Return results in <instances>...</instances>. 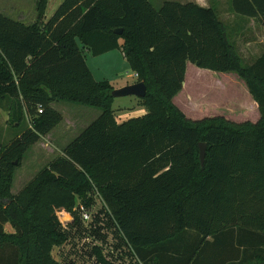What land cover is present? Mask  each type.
<instances>
[{
    "label": "trees",
    "instance_id": "16d2710c",
    "mask_svg": "<svg viewBox=\"0 0 264 264\" xmlns=\"http://www.w3.org/2000/svg\"><path fill=\"white\" fill-rule=\"evenodd\" d=\"M48 2L37 0L31 23L0 12V106L11 125L29 118L0 149V264H74L52 254L69 239L60 211L74 226L76 198L89 208L96 192L141 264H264V46L245 65L216 9L193 1L63 0L45 21ZM231 6L264 26V0ZM84 49L122 50L147 86L145 114L117 121L115 88L95 79ZM188 62L237 73L260 118H189L174 102ZM55 102L101 114L13 194L25 153L64 118Z\"/></svg>",
    "mask_w": 264,
    "mask_h": 264
},
{
    "label": "rangeland",
    "instance_id": "374dc122",
    "mask_svg": "<svg viewBox=\"0 0 264 264\" xmlns=\"http://www.w3.org/2000/svg\"><path fill=\"white\" fill-rule=\"evenodd\" d=\"M58 1L52 0L49 3L47 9L49 17L53 14ZM152 1L156 7L162 4V0ZM36 2L37 0H0V12L12 17L21 13L29 19L32 13L36 16ZM207 2L216 9L219 19L225 24L229 38L235 44L244 64L253 63L264 46V26L261 21L235 13L230 0H207ZM79 45L82 49L83 44L80 41ZM84 51L96 80H110L117 88L138 82L121 49H114L98 56H94L86 49ZM200 69L202 68L190 63L186 72V87L175 99V103L189 118L196 120L207 115L217 116L226 113L225 115L236 121L254 119L253 116L245 114V111L253 113L255 108L245 81L237 73ZM136 102L141 105L139 98L134 95L115 97L113 109L115 114L121 113L120 121L142 116V107H136L137 105H134ZM53 107L65 118L56 126L58 128L55 131L45 135V140L41 138L47 145L44 146L38 141L25 153L21 166L15 172L11 187L13 194L21 191L42 168L47 166L65 142L75 138L101 114L98 108L69 102H55ZM122 115L125 117H120ZM8 119L7 108L5 105L0 106V149L9 145L17 134L26 128V124H29L28 117L25 120L26 124L22 122L21 126L11 125ZM66 127H69L68 130ZM89 196L93 198L89 208H84L86 206L82 200L76 198V208L83 207L86 211L83 212L81 209L78 222L74 226H70L74 217L69 210L60 211V221L68 232L69 239L63 245L53 248L52 254L55 259L74 264H101L96 254L99 251L116 264H141L121 238L113 217L98 192L90 193ZM84 213L89 215L88 219L84 218Z\"/></svg>",
    "mask_w": 264,
    "mask_h": 264
},
{
    "label": "crops",
    "instance_id": "0c3cea01",
    "mask_svg": "<svg viewBox=\"0 0 264 264\" xmlns=\"http://www.w3.org/2000/svg\"><path fill=\"white\" fill-rule=\"evenodd\" d=\"M52 0H49V2H48V6H49V3L51 2ZM63 0H59L58 2H56V6H55V8H54V12L56 11V9L58 8V6L61 4V2H62ZM164 1H166V0H162V3L164 2ZM176 1H180V2H189V1H193V2H196V3H198V4H200L201 6H205V7H209V6H212L211 4H209L208 2H207V0H176ZM153 2V1H152ZM230 2H231V0H230ZM162 5V4H161ZM48 6H47V9H48ZM32 12H33V10H32ZM54 12H53V14H54ZM52 14V15H53ZM17 16H14V17H12V16H10V15H8V16H10V17H12V18H14V19H17V20H20V21H23V22H25V23H31V22H34L35 20H36V17H37V13H36V16H34V13H32V17H29V19H27V18H25V16L23 15V14H16ZM51 15V16H52ZM50 16V17H51ZM48 15H47V10H46V14H45V21H47L49 18H50ZM27 19V20H26ZM30 21V22H29ZM123 41H121V43H122ZM87 50V49H86ZM88 51V50H87ZM262 51H263V49L258 53V56H260L261 55V53H262ZM124 55V54H123ZM85 56H86V54H85ZM257 56V57H258ZM87 61V60H86ZM190 63L191 62H188V64H187V67L190 65ZM197 67V66H196ZM198 68V67H197ZM91 69V68H90ZM208 70V69H207ZM92 71V70H91ZM210 72H212V70L210 71ZM214 72H216V71H214ZM93 73V72H92ZM134 73V76H136L137 77V74L135 73V72H133ZM224 73V72H223ZM216 74V73H215ZM219 74V73H218ZM186 78H187V74H186ZM186 78H185V80H186ZM110 81V80H109ZM111 82V81H110ZM112 83V85L114 86V88H117V87H115V85L113 84V82H111ZM134 83H136V82H134ZM134 83H132V84H134ZM245 83V82H244ZM184 84H185V81H184ZM126 85H130V84H124V85H122V86H120V87H123V86H126ZM246 85V84H245ZM120 87H118V88H120ZM246 88H247V90H248V87H247V85H246ZM184 89H185V85H183V88H182V90L174 97V102H176L175 101V99L178 97V95L179 94H181L183 91H184ZM248 94L250 95V99L252 98L253 100H252V102H253V106H254V108H255V110H254V112L253 113H251L250 111H245L246 113V115H249V116H253V118L254 119H251L253 122H256L259 118H260V111H259V109H258V104H257V102L254 100V98L252 97V95H251V93L249 92V90H248ZM177 104V103H176ZM136 107H139V106H141L142 107V112H143V114H145L147 111H146V108L144 107V106H142V105H139L138 104V102H136L135 104H134ZM181 108V107H180ZM182 109V108H181ZM183 110V109H182ZM140 111V112H141ZM123 112V111H122ZM185 112V111H184ZM121 114V113H120ZM120 114H115L116 115V118H117V121L118 122H122V121H120L119 120V115ZM142 114V115H143ZM226 113H223L222 115H219V116H223V117H225V118H227V119H230V120H233V119H231V118H229L227 115H225ZM257 115H258V117H257ZM63 117H64V115H63ZM120 117H125V115H122V116H120ZM205 117H212V116H209V115H207V116H205ZM256 117V118H255ZM65 118V117H64ZM63 118V119H64ZM192 118H196V117H192ZM200 118V117H199ZM196 119H198V118H196ZM201 119V118H200ZM63 121V120H62ZM233 121H236V120H233ZM236 122H241V121H236ZM58 127H56V128H54L52 131H55L56 129H57ZM67 128V130H68V128L69 127H66ZM51 131V132H52ZM48 134H51V133H48ZM47 134V135H48ZM78 136V135H77ZM44 140H45V136H43L42 137ZM74 139V138H73ZM72 139V140H73ZM41 140V139H40ZM39 140V142L38 143H41L42 145H47V143L44 141V140H41L40 141ZM70 142V141H69ZM69 142H65V143H69ZM65 143H64V145H63V147H62V149L67 145H65ZM62 149H59V152L55 155V157H57L58 155H60V154H62ZM54 157V158H55ZM53 158V159H54ZM4 229H5V232H7V233H15V229H14V227L9 223V222H7L5 225H4Z\"/></svg>",
    "mask_w": 264,
    "mask_h": 264
},
{
    "label": "water",
    "instance_id": "95a60500",
    "mask_svg": "<svg viewBox=\"0 0 264 264\" xmlns=\"http://www.w3.org/2000/svg\"><path fill=\"white\" fill-rule=\"evenodd\" d=\"M117 33H122V29H117ZM112 94L114 97H120V96H130L134 95L138 98H144L147 94V86L144 83V81H138L134 84L126 85L120 88H115L112 91ZM206 157V144L201 142L200 143V158L202 163L204 164Z\"/></svg>",
    "mask_w": 264,
    "mask_h": 264
},
{
    "label": "built area",
    "instance_id": "2783aa9c",
    "mask_svg": "<svg viewBox=\"0 0 264 264\" xmlns=\"http://www.w3.org/2000/svg\"><path fill=\"white\" fill-rule=\"evenodd\" d=\"M39 112H42V109H39ZM84 208L83 207L80 208V212H81V209H82L83 212L86 211V209H84ZM84 218L88 219L89 218V215L87 213H84Z\"/></svg>",
    "mask_w": 264,
    "mask_h": 264
}]
</instances>
